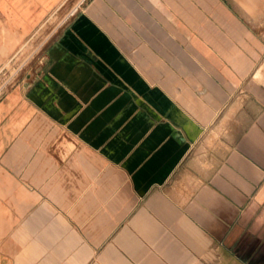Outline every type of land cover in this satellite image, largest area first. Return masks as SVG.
Returning a JSON list of instances; mask_svg holds the SVG:
<instances>
[{"label": "crops", "instance_id": "0c3cea01", "mask_svg": "<svg viewBox=\"0 0 264 264\" xmlns=\"http://www.w3.org/2000/svg\"><path fill=\"white\" fill-rule=\"evenodd\" d=\"M65 0H0V72ZM226 0H84L0 87V264H264V44Z\"/></svg>", "mask_w": 264, "mask_h": 264}, {"label": "rangeland", "instance_id": "374dc122", "mask_svg": "<svg viewBox=\"0 0 264 264\" xmlns=\"http://www.w3.org/2000/svg\"><path fill=\"white\" fill-rule=\"evenodd\" d=\"M83 1H64L44 22L32 40L20 49L11 64L6 65L0 72V87L26 83L34 76L35 69L40 67V60L37 57H41L59 27L64 23H70L77 16L83 7ZM226 2L235 11L236 16L250 28L252 36L264 44V0H226Z\"/></svg>", "mask_w": 264, "mask_h": 264}]
</instances>
